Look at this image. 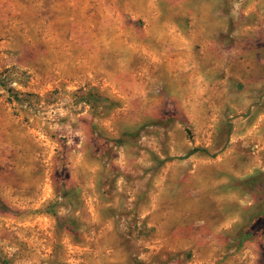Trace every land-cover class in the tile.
I'll return each instance as SVG.
<instances>
[{
    "label": "rangeland",
    "instance_id": "rangeland-1",
    "mask_svg": "<svg viewBox=\"0 0 264 264\" xmlns=\"http://www.w3.org/2000/svg\"><path fill=\"white\" fill-rule=\"evenodd\" d=\"M0 264H264V0H0Z\"/></svg>",
    "mask_w": 264,
    "mask_h": 264
}]
</instances>
